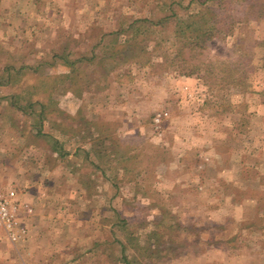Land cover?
I'll list each match as a JSON object with an SVG mask.
<instances>
[{"label":"rangeland","instance_id":"1","mask_svg":"<svg viewBox=\"0 0 264 264\" xmlns=\"http://www.w3.org/2000/svg\"><path fill=\"white\" fill-rule=\"evenodd\" d=\"M10 192L0 264H264V0H0Z\"/></svg>","mask_w":264,"mask_h":264},{"label":"trees","instance_id":"2","mask_svg":"<svg viewBox=\"0 0 264 264\" xmlns=\"http://www.w3.org/2000/svg\"><path fill=\"white\" fill-rule=\"evenodd\" d=\"M161 21L162 20H159V22H157L158 24L159 23H161ZM148 23H150L151 25H153V26H156L157 24H155V23H152V21L150 22V21H148V20H136V21H134L131 25H130V30H131V32L133 31L134 32V34L133 35H141V34H143L144 32H143V29L145 28H147V26H145V25H147ZM149 27H151V26H149ZM187 28L189 29L188 31L190 32L189 34H188V36H186L187 37V41H189V46H192V45H196V46H199L201 43L203 44V43H205L207 40H209V39H211L212 37H214L215 36V33H214V29H211V28H208V29H205L204 30V28L203 27H193V25L192 24H190V25H188L187 26ZM145 32H148L147 30H145ZM116 35V34H115ZM118 47V46H117ZM116 47V48H117ZM128 45H127V43H125V44H123V45H119V48L114 52V54L115 55H117L118 53H122L123 51H126L128 48ZM54 60H58V61H61V62H64V63H66L67 65H69V66H71L72 68H73V70H74V65H75V63L76 62H73V61H68V57L67 56H65L64 54H62V55H59V54H57L56 56H55V59ZM52 64V63H51ZM51 64L50 63H46V62H41L40 63V66L42 67V65H50L51 66ZM38 69V68H37ZM37 71L38 70H36L35 69V72H33V73H35V74H37ZM8 74H10L9 75V80H10V78H11V76H12V74H13V72L11 73L10 72V70H8ZM15 74L16 75H18V74H22V71L21 70H18V71H16L15 72ZM68 78V77H67ZM38 102H40V101H38ZM35 104L36 103H32L31 105H29V108H31V109H33L34 108V106H35ZM40 104V103H39ZM37 105V104H36ZM41 105V104H40ZM49 106L48 105H46V104H42L41 105V109H42V111H41V113H40V119L43 121V120H45V118H47V115H48V111H49ZM56 150V149H55ZM62 155H64V153L62 154ZM125 260V264H131L129 261H128V259H124Z\"/></svg>","mask_w":264,"mask_h":264},{"label":"built area","instance_id":"3","mask_svg":"<svg viewBox=\"0 0 264 264\" xmlns=\"http://www.w3.org/2000/svg\"><path fill=\"white\" fill-rule=\"evenodd\" d=\"M14 195V192L0 193V233L8 240H15L16 237L25 234V215L32 213V208L15 202Z\"/></svg>","mask_w":264,"mask_h":264},{"label":"crops","instance_id":"4","mask_svg":"<svg viewBox=\"0 0 264 264\" xmlns=\"http://www.w3.org/2000/svg\"><path fill=\"white\" fill-rule=\"evenodd\" d=\"M27 204H29V206H31V204L30 203H27ZM33 208V207H32ZM33 210V209H32ZM38 219V218H37ZM29 222V221H28ZM37 223V221L36 220H34V216L32 217V219H31V221H30V225L32 226V225H35ZM1 234L2 233H0V237H1ZM1 238H3V236L1 237ZM5 238V237H4ZM0 240H2V239H0ZM8 240V239H7ZM12 243H14V244H16L15 242H12Z\"/></svg>","mask_w":264,"mask_h":264}]
</instances>
